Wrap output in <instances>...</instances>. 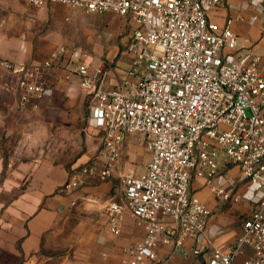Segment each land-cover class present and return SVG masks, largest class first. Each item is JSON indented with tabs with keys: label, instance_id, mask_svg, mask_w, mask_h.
Segmentation results:
<instances>
[{
	"label": "built area",
	"instance_id": "1",
	"mask_svg": "<svg viewBox=\"0 0 264 264\" xmlns=\"http://www.w3.org/2000/svg\"><path fill=\"white\" fill-rule=\"evenodd\" d=\"M224 1L24 0L31 8L64 3L88 13H113L133 24L128 48L134 59L120 85L104 87L111 69L106 63L92 71L79 62L73 69L90 98L102 149L100 161L74 169L66 183L72 190L109 179L125 139L143 137L150 155L145 173L125 176L124 200L107 205L114 237L126 214L146 230L143 239L125 247L123 264H151L162 244L185 254L188 237L194 257L210 251L200 264H234L246 246L252 253L244 264H264V53L239 45L232 18L222 26L210 18ZM64 57L61 49L39 63L4 62L13 74L4 90L23 109L40 102L55 87L52 74L64 66ZM220 164L239 168L252 204L229 249L207 237L212 209L190 188L195 175L204 176L217 197L240 202L245 196L235 185L216 182Z\"/></svg>",
	"mask_w": 264,
	"mask_h": 264
},
{
	"label": "crops",
	"instance_id": "2",
	"mask_svg": "<svg viewBox=\"0 0 264 264\" xmlns=\"http://www.w3.org/2000/svg\"><path fill=\"white\" fill-rule=\"evenodd\" d=\"M3 2L4 8L0 5V14L4 15L0 18V87L13 76L4 62L39 63L49 59L54 51L65 49L64 66L57 67L52 75L55 87L66 93L68 104L74 102L79 94L80 79L75 73L68 78L69 70L66 69L71 65L75 68L78 63L77 34L81 38L80 48H91L97 55L87 56L81 62L88 64L92 71L102 63L111 67L104 87L114 88L122 83L125 77L118 67L126 62L118 59L120 49L126 50L127 60L131 58L133 62L134 59L128 48L133 24L124 17L113 13H88L64 3L31 8L24 0ZM210 18L220 26L232 18L239 45L264 53V0H225L211 10ZM13 128L11 124L0 123V138L4 130L7 135ZM127 138L121 147V160L127 151L138 150V145L127 142ZM100 160V154L94 156L88 152L69 165L28 159L10 166L0 155V192L7 197L0 204V251L19 259L16 264H123L128 257L125 247L143 239L146 230L131 214H126L121 233L114 237L109 228L107 205L111 200H124L125 176L140 177L145 172L137 175L133 169L128 173L116 171L105 181L92 179L72 190L66 187L74 169ZM136 160L139 161L138 155ZM239 173L235 165L220 164L216 182L235 185L246 197L242 199L247 208L244 223L252 204L248 199L250 192L246 183L239 180ZM190 188L212 209L207 237L218 247L229 249L243 232V223L237 221L235 213L239 212V204L243 201H223L207 185L204 176L195 175ZM73 200L76 201L74 205ZM193 245V238H186L188 252L182 254L173 252L174 246L162 244L157 259L151 264L206 262L210 251L196 258L192 254ZM251 253L252 248L246 246L245 253L238 256L234 264H244L245 257Z\"/></svg>",
	"mask_w": 264,
	"mask_h": 264
},
{
	"label": "rangeland",
	"instance_id": "3",
	"mask_svg": "<svg viewBox=\"0 0 264 264\" xmlns=\"http://www.w3.org/2000/svg\"><path fill=\"white\" fill-rule=\"evenodd\" d=\"M3 3V0H0L2 8H4ZM3 16L0 14L1 19ZM76 40L78 47L76 50L80 53L76 54L78 63L84 61L83 58L87 56L97 57L93 49L80 48L79 34L76 35ZM125 52L126 50L120 49L118 56V59L121 58L126 62L125 65L118 67L123 78L128 76V69L132 64V59L127 60ZM73 68L71 65V68L66 69L69 70L68 78L74 73ZM5 82L0 87V123L11 124L14 128L7 135L5 130L2 132L0 155L4 156L5 161L8 160L9 165L28 159L37 162L49 160L53 163L69 165L85 153L90 152L94 156L100 154L101 133L93 126L89 97L81 86L79 94L71 104H68L66 93L54 87L43 100L31 104L29 109H23L10 94L4 91ZM127 142L137 144L138 150L125 153L116 173H128L133 169L137 175H140L145 172V166L150 160L149 152L139 134L129 136ZM137 155L139 161L136 160ZM5 200L7 197L0 192V204ZM242 201L239 204V212H235L240 224L243 223L247 209L245 200ZM18 260L0 251V264H16Z\"/></svg>",
	"mask_w": 264,
	"mask_h": 264
}]
</instances>
